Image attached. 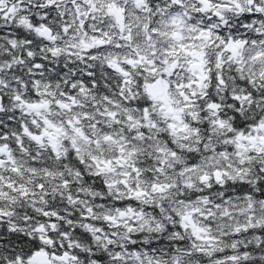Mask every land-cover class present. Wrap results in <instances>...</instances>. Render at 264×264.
Masks as SVG:
<instances>
[{
	"label": "snow or ice",
	"instance_id": "obj_1",
	"mask_svg": "<svg viewBox=\"0 0 264 264\" xmlns=\"http://www.w3.org/2000/svg\"><path fill=\"white\" fill-rule=\"evenodd\" d=\"M0 264H264V0H0Z\"/></svg>",
	"mask_w": 264,
	"mask_h": 264
}]
</instances>
